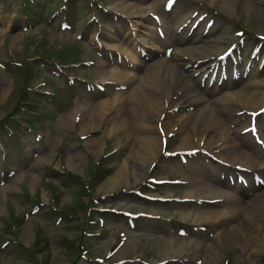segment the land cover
<instances>
[{
    "label": "rangeland",
    "instance_id": "1",
    "mask_svg": "<svg viewBox=\"0 0 264 264\" xmlns=\"http://www.w3.org/2000/svg\"><path fill=\"white\" fill-rule=\"evenodd\" d=\"M163 2L164 0H101L99 5H102L103 9L99 10V8H93L90 1L68 0L65 14L59 17L57 15L51 16L49 13L60 6L62 0H40L37 4L39 14L36 13L35 5L29 3L28 0H0V24H2L0 25V120L2 119L0 121V140L1 145L7 151V158L1 160L2 150L0 148V264H95L78 260L82 246L90 247L89 255L91 256L104 255L115 247L113 242L119 238L126 239L110 259L127 260L123 264H143L142 261L154 263L171 258L180 259L169 261L167 264H197L198 260V264H204L206 255L211 252L212 240L217 241V248L215 249L218 254L215 257V264H223L225 261L228 264H264V243L263 245L253 243L252 246L222 240L220 236L222 230L231 227L235 221L230 222L229 225L214 223L215 226H219L218 229L211 226L208 231L198 229L187 231V235L171 234L169 233L171 231L169 222L165 219H171L173 223L195 224L197 226H200V223L209 224L197 220L196 214L202 211L201 205L196 204L197 201L195 200H189L184 204L179 202H146L129 191L142 182L146 174H150L157 179L177 178L180 181L188 182V184L164 182L158 185L156 189H152V192L148 193L149 195L166 198H197L199 193L206 195L205 189L212 186L210 180L217 178L216 173L211 168V171L208 172L209 176H207L209 179L205 182L201 180L202 175L200 173L205 169L206 163H209L208 155L199 152L187 157V161L183 162L177 155L166 156L162 152V144H159L148 163L145 164L143 156H137V153L140 154L138 143L134 146L128 143L129 137L134 133L133 124L137 119L136 116L134 118L129 106H126L128 109L125 108L124 115H120L119 118V120L124 119L128 122L130 136L126 139L121 137L123 134L120 133V128L110 131L111 128L109 127L114 123V118L111 119L110 123L100 120L94 132L88 134L83 132L85 126H81L80 116L77 115L82 108H78V106L83 105L88 111L92 105H99L104 100H110L116 94L119 96V93L124 92L123 89H112L113 84L106 85L103 92L95 86L94 80H98L97 76L100 75L96 65L99 59H102L100 56L103 55L89 41V36L92 33L90 35L86 33L87 29L93 27L98 37L100 32H112L110 34L116 39L114 43L127 49L128 54L126 55L129 57L134 53L132 46L139 49L136 50L137 52L141 51L139 45H132V43L128 45L126 38L128 36L131 39L137 38L143 31L139 29L137 24L132 25V23L127 24V34H124L123 29H117L114 25L120 14L113 11L117 15L116 17L110 10L113 3H128L143 8L158 5L157 10H152L159 11L163 19V25L160 26L165 37H159L154 26H152L153 38L147 39V43L144 44L145 51L150 50V52L143 50L144 53H142L141 58L148 66L142 64V70H138L134 66L126 67L128 68L126 72H129V75L126 74L125 76L133 78L134 82L144 73V68L148 69L150 65L161 58H169L165 55L164 49L166 47L164 45H169L168 43L171 42V29L173 32L175 31L173 22L180 19L181 13H183L181 8L189 11L197 8L199 13L207 14L203 20L207 18L214 20L215 32L209 36V43L207 44V48L212 54L203 63V67L209 66L232 40L237 43L241 57L250 55L251 49L256 43L246 38L239 42L234 32V29L237 28L236 23H242L254 34L264 35V11H262L264 10V0H229V7H224V9L219 5V0L177 1L173 7V14L169 16L163 15V12H167ZM148 13H146L147 17H149ZM48 15L49 21L47 22ZM96 16H100V21L94 18ZM23 19L27 22L34 21L36 23L24 31L22 30V25L25 24ZM63 20L71 24V29L62 30L60 28V23ZM179 21L181 22V20ZM80 31L86 35L85 41L76 40L75 36ZM199 31L197 28L192 34L194 40L196 39L194 43L197 45H200L197 36ZM12 36L17 39L13 44ZM261 42L260 51L262 54L264 52V39ZM122 43L123 45H121ZM192 44L193 42H189L188 46ZM185 45L186 43L182 44V47ZM169 47L172 48L173 54L177 46L173 44ZM235 51L236 49L233 50V52ZM194 55L199 54L195 53ZM31 56L34 58L31 59ZM111 57L109 56V58ZM114 58L113 56V61L107 59L106 69L121 71V65L116 64L119 62H116V58ZM45 59H56L59 63L64 64L67 71L71 70L69 66L71 62L93 60V64L89 66L73 69L77 74L88 77L91 84L81 81L78 91H72L68 84L60 80L61 70L54 68ZM18 61L21 62L22 66L14 64ZM29 64L33 65L30 67L33 72L28 73V75L23 74L21 70L30 66ZM243 64L244 62H242ZM131 70H135V73ZM176 70L171 69L170 76L172 78L170 79L172 81L177 79L181 85L191 82L190 85H195L191 89V94L196 99L201 100L202 103L199 106L177 105L176 111L172 104L166 108L173 115L168 118L173 124L167 127L168 132L174 133V136L169 140L168 149L170 151H174L178 147L180 138L185 133V131L181 130V132L180 129H177V121L187 113L196 112L198 108L214 98L230 96L232 100L240 101L236 102L237 104L233 108V113L236 116H240L237 114L243 108L246 111H251L250 109H256L263 103L262 101L256 106H247L242 103V99H236V96L246 87H249V90H254L255 85L258 86L259 90H264V65L261 68L255 67L246 77H240L239 80L229 78L221 84L213 82L208 87H206L208 79L203 81L201 75L198 80L195 77H193L195 80H191L192 73L184 72L186 69ZM198 82L203 83V85ZM26 85L28 86L27 89L24 87ZM40 90L52 91L53 93L48 95L40 92ZM23 93L26 95L24 97L29 100L27 106L37 112L31 118L39 125L37 135H43L41 141L36 140L33 135L24 137L20 123L10 124L14 130L12 134L7 133L5 127V123L9 121L7 114L15 110V107L21 109L22 104H16V101L19 99V95L21 97ZM164 93L166 94V91ZM125 95L123 94L124 97ZM47 96H50L51 99L46 98ZM117 96L116 98H118ZM172 98L174 102L178 100V96ZM22 111L26 112L25 110ZM66 113H73V115L76 113L75 118L65 120L64 114ZM110 113L108 112L109 115ZM113 113H111L112 117L119 115V113ZM197 119L199 121V118ZM163 122L164 120L158 123L164 127L165 122ZM151 123H154L151 125L152 127L156 124L154 121ZM246 124L247 121L238 122L235 118L234 122H228L226 125L236 130L237 133ZM187 125L185 128H188L191 133L192 120ZM153 129L155 131V127ZM236 133L231 130V133L227 135L228 143H231L232 140L243 144L244 142L236 136ZM156 135L159 136L158 130ZM16 136L18 140L15 139ZM163 136H166V132ZM202 144L203 141H201L200 146ZM249 149L253 156H257V150L252 146ZM257 149L264 153L259 147ZM111 150L114 152L106 156L108 159L104 162L102 156ZM75 152L81 154V162L75 157ZM237 156L238 154L233 155V163L238 161ZM258 156L254 162L264 163V158H258ZM89 162L91 163L89 164ZM72 164L74 167L71 166ZM125 165L127 166V173L125 174L127 183L122 181L115 189L109 191L111 188L108 186L109 180ZM231 168H233L232 164ZM9 170H12V173H9ZM63 170L66 173L61 174ZM54 172L57 174H53ZM133 176L136 177L133 178ZM224 185L225 187L220 184L219 188L224 190L223 193L227 195L226 198L229 201H221L222 203L209 206L202 212L216 210L220 215L229 209L232 210V206L235 207L238 204L239 209L242 210L239 202L247 201L246 196L232 197L231 195H239L238 188L230 187L226 183ZM262 188L264 189V186ZM245 190L251 195L252 193H259L261 189L248 188ZM92 196L99 198L105 196L104 199L98 198L99 203H105L112 208L135 212L144 211L152 215H161L162 218L158 220L145 219L143 222H137L136 226L130 229L109 215L106 216V223L103 225V227L105 226L104 234L100 237L97 231L102 227L93 226L96 235L93 236L94 239L89 240L84 235L85 224L82 218L87 216V202ZM207 196H212V194H207ZM232 200L239 202L231 205ZM35 202L49 203V206L45 205L37 214H29V210ZM54 206L60 209L55 211ZM13 215L16 216L15 219H12ZM58 216H62V220L56 223ZM119 233L124 235L121 236ZM4 240H8L9 243L2 248L1 243Z\"/></svg>",
    "mask_w": 264,
    "mask_h": 264
},
{
    "label": "bare ground",
    "instance_id": "2",
    "mask_svg": "<svg viewBox=\"0 0 264 264\" xmlns=\"http://www.w3.org/2000/svg\"><path fill=\"white\" fill-rule=\"evenodd\" d=\"M228 2L229 0H219V5L223 9L224 7L228 8L229 7ZM251 3L253 4V2ZM176 4L177 3L175 1L173 7ZM173 7L171 8L170 11L163 12V15L169 16L170 14H173ZM157 8H158V5L155 7L152 5L149 8H143L141 6H134L128 3H113L112 5L113 11L115 13L120 14L114 25L117 29L121 28L123 29V31H125L124 34H127L128 33V28H126L127 24L132 23V25L137 24L139 29L144 31L140 35H138L137 38H134V39H131L128 36L126 38V42L129 43L128 45H131V43L132 45L136 44V45L141 46V49L145 50L144 44L147 43V39L153 38L151 33L154 30H156L157 24L158 25L163 24V19L160 17H159V22H157L156 24L151 17L146 16V13H148V11H153L152 9L156 10ZM181 9L183 10V13H181L180 19H177L173 22L174 24L173 29L175 31L173 32L171 29V36H170L171 43L177 46V48L175 49V52L172 55H170L169 58H161L158 61H155L152 65L149 66L148 69L144 68V71H143L144 73L138 78V80L135 83L133 82V78L132 79L129 77L127 78V76H125L126 74L129 73V72L128 73L126 72L128 69L126 67L133 65L134 67L142 70L141 69L143 67L142 64L145 66H148L147 64L144 63L143 59L142 60L140 59L141 54L136 53L134 51V53L130 55V57L134 61L140 64V65H137L135 62L127 59L126 57V54H128L127 49L120 47L117 43H114L116 39H114V36L110 34L112 32L110 33L100 32L98 39L102 43L103 56L101 57L102 59H99L98 64L96 65V69L99 70L100 72V75L97 76L98 83L102 85H110V84L112 85V83L116 82L118 83V85H121L126 90H124V92L119 91L121 92L119 93L120 94L119 96H117V94L116 95L114 94L115 96L112 99L104 100L99 105H92V107H90L88 111L85 110V106L83 105L78 106V108L81 107L82 109L85 110L83 111L81 109V112H80V123L82 127L85 126V129L83 130L85 134L88 132H94L100 120H103L104 122H111V119L114 118L113 119L114 123L111 124V126L109 127L111 128L110 131H113L115 128L117 129L120 128V131H121L120 133L123 134L122 136L121 135L120 136L125 139L128 136H130L128 122H126L122 118H121L122 120H119V118H120V115L123 114V111L126 108V106H129L131 108V111L133 112L134 118L135 116L137 117L136 119L137 122L134 121V124H133L134 133L133 135L131 134L132 136L129 137L130 139L128 140V143H130L133 146L138 143V146H139L138 152H140V154L137 152L136 153H137V156L138 155L143 156L142 158L146 162V163L144 162L145 164L148 163V160H150L153 152L159 147V144L161 145V143H159L161 138L160 136L156 135V132L158 130L156 124L160 121L165 120V123L163 122L165 125L163 127L164 131H167V127L173 124L171 120L168 119L171 116V114H169L168 112H164L166 110L165 96L169 98H170V95L171 97L178 96V100L174 102L175 103L174 105L179 104L180 106H192V105L195 106L197 104L202 103L201 100L196 99L191 94V89L193 87L192 85H190L191 82L190 84L183 83L181 85L178 83L177 79L175 81H172L170 79L172 78L170 76V71L171 69L174 71H177L176 69H178L179 67L186 68L187 72L195 71L194 69L195 65H197L196 67L201 65L198 61L201 58L207 57L212 54V52L208 50L207 44L209 43L208 41L209 36L215 32V25L213 24L210 27L208 33L205 34L206 37H203L204 36L202 34L203 27L207 21L206 20L200 21L202 24H201V27H199L200 31L197 33L200 45H197L194 43L196 39L194 40V38L191 36L192 34H194L195 29L190 35L191 37L189 36L190 38L187 36L188 29L183 28L184 30L180 31L179 32L180 34H177V28L180 25H182L188 18H190L191 13L194 11V10L193 11L185 10V8H181ZM179 20H181V22ZM152 26H154V30H152ZM86 33H89V35L92 33L90 36L88 35L89 40L91 38V40L94 41V44L97 46L98 45L97 41H95V38H94L96 34L95 29L93 27H90L87 29ZM16 40H17L16 37H13L12 44L15 43ZM189 42H193V44L191 46H188ZM185 43L186 45L182 47V44H185ZM121 45H123V43ZM132 47L134 48V46ZM130 49H131V46H130ZM146 51L148 53L150 52V50H146ZM195 53H198L199 55H194ZM109 55H112V57L114 56L117 61H118V55H119L120 64L122 66L121 71H114V69H109V70L106 69L105 63L107 62V59H109ZM116 64H119V63H116ZM133 71L135 73V70ZM122 78H125V79H122ZM165 91H166V94L164 93ZM123 94H126L125 97L123 96ZM211 95L213 96V93ZM116 96L118 98H116ZM122 97L124 98L122 99ZM236 99H242V103H245L247 106H252V105L256 106V105H259L262 101H264V90L262 91L259 90L257 88V85L254 86V90H249V87H246L245 90L237 94ZM172 101L173 100H170L168 104L171 105ZM210 102L205 103L203 106L198 108V110L194 113H187L182 119H179L177 121L179 124L180 131L181 130L185 131V133L182 134L178 147L176 149L178 150L192 149L194 148V147H191L193 140L194 141L196 140V145L198 146L200 144V141L205 139L204 146H207L215 151L217 150L215 155L221 158V160L223 159V160H226L227 162H231L234 160L233 155L238 154L237 156L238 161L235 162L234 166L236 164L246 166L252 169L256 174H259L260 171H264V165L262 163L254 162L255 156L252 155V153L250 152L248 148L241 147V150H240V148L237 149V147L232 146V148H228L226 152L221 151L223 148V145L224 146L228 145V143L225 142L224 138L226 137L225 136L226 132L228 130L230 131V129L229 128L225 129V126L228 122H234V119H235V117L232 116L233 109H231V107L234 104V102H240V101L232 100L230 96H228L227 98L222 96V97H216ZM108 112L109 113L116 112V113H119V115L112 117L111 116L112 114L110 113L109 115ZM105 113L106 115L104 116ZM75 114L74 115L73 113L64 114L65 120H73V118H75ZM197 118H199V121ZM190 120H192V123H193L191 133L188 128H185L186 126H188L187 124L189 123ZM153 121L156 123L155 126H153L155 127V131H153L154 129L151 126L152 124H154V123H151ZM195 137L196 139H194ZM248 141L245 140L244 145L246 147L249 145L253 147L254 144H250ZM141 149L143 150L140 151ZM74 155L81 162L82 160L81 154L79 152H75ZM258 158H264V154H260ZM71 166L74 167L73 164ZM122 168H123L122 170H120L114 177H112L109 180L108 186L111 187V188L108 187L109 191L112 189H115L119 183L121 184V182L125 181V178H127L125 177V174L127 173V169H126L127 166L125 165ZM206 176H207L206 173H204L201 176V178L203 177V180H204ZM135 177L136 176H133V178ZM205 192H206V195L205 194L200 195L199 193L198 197H202V198L224 197V193L218 187V185H212L210 187H207L205 189ZM207 194H212V196H207ZM237 202L239 201L232 200L231 205L236 204ZM239 203H241L240 207H242V210H240L241 208L239 209L238 207L239 204H238L235 207L232 206L233 208L232 210L229 209L228 211H225L224 213L220 215L218 214V211L216 210H208V211L202 212L203 209H206L207 207L210 206V204L209 205L204 204V206L206 207L200 208L202 211L196 214L197 220L200 222H203V221L210 222V221L216 220L218 224H225V225H229L230 222L235 221V223L231 227L229 226L222 230V232L220 233L222 240H230L232 243L240 244V245H242V243L249 244L252 246L254 245L253 243H258V244L263 245L264 243V190L259 192L257 195H255L253 200L242 201ZM217 204L219 203H214L213 205H217ZM210 246L212 249H211V252H209L206 255L204 264H215L216 262L215 257L218 254V251L215 248H217V241L212 240Z\"/></svg>",
    "mask_w": 264,
    "mask_h": 264
}]
</instances>
